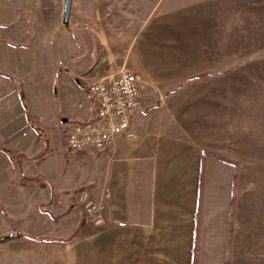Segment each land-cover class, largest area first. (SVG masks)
Instances as JSON below:
<instances>
[{
	"label": "rangeland",
	"instance_id": "374dc122",
	"mask_svg": "<svg viewBox=\"0 0 264 264\" xmlns=\"http://www.w3.org/2000/svg\"><path fill=\"white\" fill-rule=\"evenodd\" d=\"M64 14L65 0H0V77L23 79L29 134L55 143L64 124L66 143L52 91L94 110L82 83L129 69L146 102L136 126L183 162L150 164L128 197L97 180L107 149L69 152L53 193L7 183L0 264H264V0H73Z\"/></svg>",
	"mask_w": 264,
	"mask_h": 264
},
{
	"label": "crops",
	"instance_id": "0c3cea01",
	"mask_svg": "<svg viewBox=\"0 0 264 264\" xmlns=\"http://www.w3.org/2000/svg\"><path fill=\"white\" fill-rule=\"evenodd\" d=\"M142 5L143 4H139L137 8L138 11L145 9L142 7ZM137 17V15H132L131 18L136 19ZM152 34L153 32L150 34V36ZM150 36H146L144 38L145 40L143 39L145 43ZM99 37L101 44L104 46L106 38L103 39L101 35ZM143 40H141L139 45L140 51L145 55L146 58L149 56L148 53L150 46L148 47L143 42ZM1 72H5L7 77H0V194L4 193L1 192V189H3L2 187L7 185V183H11L13 186L11 187L10 191L12 195H15L16 187L20 190L19 187L24 185L22 181L23 175L26 178L34 179L37 182L39 181V185L42 188H45L47 185H49L51 187L52 193L54 192L53 189H64V165L69 160V151L66 149V143H64L62 140V132L64 130L63 123H66L67 121L70 122L72 118L76 120L91 117L96 109V105L94 110H92V105L86 100L84 94L80 100L72 101L69 95L66 94L65 90L60 91L58 89L57 93L56 91L55 93L52 91V96L50 97L53 103V115H58L59 117L60 115L63 116L61 120L63 125L58 128V131L55 130L57 137L54 136V138H57V142L52 143V141L56 140L51 138L50 141L48 140V143H41L38 141L37 136L34 135L33 137L31 134H29L31 131V125L26 121H24L23 124V97L20 93V86L21 88L24 86L23 79L20 77L17 80L16 77L7 71ZM136 74L140 76L137 72ZM99 78L100 77H98V79ZM94 79L97 78L94 77L90 79L87 84L82 83V85L88 88L89 84L93 82ZM74 82L75 81H73V83ZM76 84L80 83L77 81ZM140 86L141 107L133 114L131 119V126L135 132L134 137H120L109 143L106 148L107 150L104 152H99V157L96 158L95 161V166L97 167L98 173L97 180L99 181L100 186L102 182L107 181L109 184L111 183L116 185V189L119 188L121 195L124 194L126 197L130 195L131 191L133 192L134 188L139 189L141 186H144V179H150V176L148 175L150 164L157 163L166 165L167 163L171 164L175 162H183L182 159L175 160L174 157L176 152H172V149L168 150L166 146L151 147L149 145L148 138H146L147 135L145 134L148 128L147 125H139L138 127L136 126V118L139 117L138 115L143 110L144 105H146V102L144 101L145 96L142 93L143 85L141 81ZM59 96L62 97L60 100L62 109L59 111L60 114H57L58 110H54V108L57 107L56 105L58 103L55 104V102L58 100ZM91 99L94 102V99ZM47 150H51V152H48ZM55 154H57V157H55ZM194 157L195 158H193L190 162L194 164H196V162L199 163V155L197 154ZM40 159H43L41 164H44V167L41 166V168H39V165L41 164H38ZM134 163L139 164L136 169L133 167ZM157 172H160V170L157 169ZM161 173L162 178L164 179V171H161ZM41 178H44L47 184L44 181H41ZM162 178L157 177V180H161ZM59 180H61L62 183H58ZM97 185L98 184L96 183L95 186ZM126 211L127 209H125V212ZM196 236L197 229H195V231L193 230L192 233V254L195 252Z\"/></svg>",
	"mask_w": 264,
	"mask_h": 264
},
{
	"label": "built area",
	"instance_id": "2783aa9c",
	"mask_svg": "<svg viewBox=\"0 0 264 264\" xmlns=\"http://www.w3.org/2000/svg\"><path fill=\"white\" fill-rule=\"evenodd\" d=\"M96 109L91 117L70 121L69 152L103 151L120 137L133 135L131 119L141 107L139 76L129 69L108 73L88 86Z\"/></svg>",
	"mask_w": 264,
	"mask_h": 264
},
{
	"label": "water",
	"instance_id": "95a60500",
	"mask_svg": "<svg viewBox=\"0 0 264 264\" xmlns=\"http://www.w3.org/2000/svg\"><path fill=\"white\" fill-rule=\"evenodd\" d=\"M73 0H65L64 22L68 23L72 11Z\"/></svg>",
	"mask_w": 264,
	"mask_h": 264
},
{
	"label": "trees",
	"instance_id": "16d2710c",
	"mask_svg": "<svg viewBox=\"0 0 264 264\" xmlns=\"http://www.w3.org/2000/svg\"><path fill=\"white\" fill-rule=\"evenodd\" d=\"M88 92H89V89H88ZM90 97L92 98V96L90 95Z\"/></svg>",
	"mask_w": 264,
	"mask_h": 264
}]
</instances>
